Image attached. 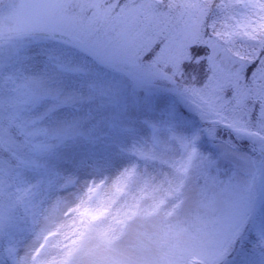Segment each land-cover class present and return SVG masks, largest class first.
Segmentation results:
<instances>
[{
    "label": "snow or ice",
    "instance_id": "snow-or-ice-1",
    "mask_svg": "<svg viewBox=\"0 0 264 264\" xmlns=\"http://www.w3.org/2000/svg\"><path fill=\"white\" fill-rule=\"evenodd\" d=\"M163 4L36 0L37 35L25 46L36 51L21 60L36 64L24 69L16 94L5 96L0 86V153H7L0 155V242L6 232L14 239L19 208L31 215L30 225L20 229L26 233L23 250L10 244L7 264H225L242 236L243 209L213 213L217 189L232 183L221 176L220 163L239 155L238 138L258 140L264 151V0H167L166 10ZM165 50L170 72L157 64ZM201 62L209 70L207 82L184 85L178 94L207 125L215 157L200 150L199 134L151 125L154 148L166 133L159 154L134 148L128 165L86 182L73 199L57 197L47 207L36 202L34 190L54 183L46 158L79 134V123L59 121V113L106 95L108 72L126 73L146 87L159 78L175 85L177 76ZM225 129L231 139L220 135ZM147 160L167 171L150 175L141 169ZM33 170L40 179L23 186ZM193 176L203 181L196 190ZM75 184L65 177L61 188Z\"/></svg>",
    "mask_w": 264,
    "mask_h": 264
},
{
    "label": "rangeland",
    "instance_id": "rangeland-1",
    "mask_svg": "<svg viewBox=\"0 0 264 264\" xmlns=\"http://www.w3.org/2000/svg\"><path fill=\"white\" fill-rule=\"evenodd\" d=\"M166 3L167 0H164L162 10H166ZM35 4L36 0H0V52L13 54L18 49L30 46L32 37L37 35L33 29L36 27L39 19L38 10L35 7ZM9 36L12 38L9 39ZM35 51L36 49L32 48L29 53L34 55ZM169 62L170 53L167 50L160 52L157 64L161 71H171L170 68L165 69V65ZM29 64L35 66L36 61H29L24 64L22 67L23 71H25L24 69L27 68ZM120 74L127 77L133 86L143 93L173 98L179 106L189 113V115L194 119H197L203 128L207 126L198 118L196 109L178 94V89L184 85L200 86L207 82L209 70L206 63L203 65V62H201L193 67H188L183 72V76L176 77L177 83L175 85L169 83L163 78H159L154 81L152 86L146 87L138 84L126 73ZM24 82L25 79L18 85V87ZM120 104L123 111L121 112L120 117H118L117 122H114V124L110 118L111 113L107 114L103 109H101L103 117L100 120H96L98 119L97 114L99 112L98 109L100 108L91 112V108H88L85 103H82L80 105L81 110L74 114H72V112L75 108L67 109L58 114L59 121H76L79 123L80 127L78 130L79 134L72 135L65 142L57 146V149L62 154V160L59 164L61 175L58 177V183H60V185L55 183L52 187L53 190L48 205L57 197H63L68 200L73 199L74 194L77 193L86 182L93 179H100L103 176H112L122 167L129 164L126 161H119L111 168H91L89 165H85L84 167L73 169L71 168V163L66 160H69V158L73 156L76 149L85 147L91 144L99 136H103L105 131L112 125L119 126L127 132L128 135L125 142L126 145L131 146L132 150L135 148L146 152L155 151L157 154H159L163 148V142L166 140V133H163L162 131L161 144L154 148L151 125H156L163 129L165 125L170 124L178 135L188 136L185 123L170 115L171 111L167 108L155 107L148 110L133 111V105L129 96H126V99L121 100ZM129 107L131 111L128 110ZM90 112L95 120L89 116ZM215 119L220 118L215 117ZM220 135L231 139L227 129L223 130ZM204 139L206 149L208 150L207 152H211L215 157L218 150L213 146V142L206 138L205 132ZM215 143L219 144L222 143V141L217 140ZM172 147L173 149L175 148L174 143ZM238 154V156H226L220 163L221 176L223 178H231L232 183L231 186L226 189H217L218 205L213 214L221 216L223 212H226L229 209H243L246 214V228L243 230V235L250 221L264 203V151H262V145L258 140H250L245 137H240L238 138ZM171 155H173V152L169 151L167 156ZM141 169H147L149 173L150 168L145 165L141 167ZM65 177H73L76 180V184L67 190L61 188V184ZM201 183H203L202 180H197L196 177L193 176L192 189H198ZM241 238L242 236L239 240H241ZM25 239L26 233L23 235L20 242H18V246L21 250H23V242ZM6 249L4 254L7 264L8 256ZM232 251L233 247L230 248L229 254L225 258V263L230 260Z\"/></svg>",
    "mask_w": 264,
    "mask_h": 264
},
{
    "label": "trees",
    "instance_id": "trees-1",
    "mask_svg": "<svg viewBox=\"0 0 264 264\" xmlns=\"http://www.w3.org/2000/svg\"><path fill=\"white\" fill-rule=\"evenodd\" d=\"M31 55L28 49L21 48L15 53L0 52V86L4 89L5 96L16 94L18 85L23 82L26 76V71H23L24 64L21 60L24 56ZM202 56H206V50L201 51ZM203 65L205 63L203 62ZM104 85L107 89V94L104 96L97 95L94 99L85 100V105L91 108L90 111L98 109L96 120H100L103 115L101 109L110 114L112 123L117 122L123 109L121 108V100L129 96L133 105V111H142L153 109L155 107H164L171 111L174 118L185 123L188 137L199 134L202 139L198 142V147L201 151L207 152L204 139L203 126L200 125L197 119H194L188 112L179 106L173 98L160 95H149L136 89L127 77L120 73L108 72L103 76ZM82 104V103H81ZM81 104L75 107L72 114L81 110ZM131 111L130 107L128 108ZM90 112V117L92 113ZM95 112V111H94ZM93 112V113H94ZM95 120V119H93ZM127 132L116 125H112L105 131L103 136L96 138L91 144L78 148L74 151L71 158L66 159L71 163V168L84 167L89 165L91 168L107 167L111 168L119 161L130 163L133 159L131 146L126 145ZM4 158H7V153H0ZM62 154L57 147L46 158L47 166L51 171L52 178L55 181L46 191L42 186L37 191L35 200L37 203L42 202V207H47L50 201V195L55 183H58V177L61 175L59 164L62 160ZM149 167L150 175L161 177L167 171L159 161L155 163L152 160L141 161V167ZM40 179L39 173L35 170L27 172L23 177V186L35 184ZM31 223V215L26 214L23 207L17 210V227L12 230L14 239L10 240L6 232L4 239L0 242V264H6L4 251L10 244H17L22 239L24 232L20 229L27 228ZM261 241H264V203L259 208L258 212L250 221L241 240L235 243L233 251L230 255V260L225 264H264V247L261 246Z\"/></svg>",
    "mask_w": 264,
    "mask_h": 264
}]
</instances>
